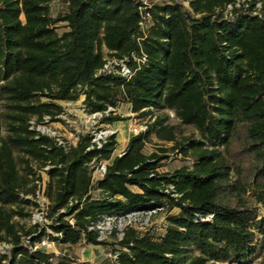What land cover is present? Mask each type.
<instances>
[{
	"label": "trees",
	"instance_id": "1",
	"mask_svg": "<svg viewBox=\"0 0 264 264\" xmlns=\"http://www.w3.org/2000/svg\"><path fill=\"white\" fill-rule=\"evenodd\" d=\"M54 1L0 0V114L6 108L0 115V244L13 246L0 264H83L23 246L24 237L53 238L39 226L20 230L14 221L29 215L26 206L34 203L22 195L35 196L41 172L47 176L48 218L63 244L109 247L91 229L101 218L179 211L168 217L160 238L127 228L120 249L111 251L116 259L102 264L243 263L258 248L264 252V0H253L262 2L259 14L235 9L232 16L224 11L234 0H189V7L164 0L151 9L146 34L136 0H63L67 10L56 18ZM61 22L68 29L62 34ZM104 48L119 60L143 51L147 62L132 61L131 78L98 74L107 63ZM82 96L90 113L121 103L141 117L172 111L203 140L180 142L177 127L157 117L115 157L116 134L102 148L84 135L65 150L33 129V119L59 120L64 107L58 102ZM129 119L111 114L103 123ZM153 134L173 147L147 155ZM177 150L191 152L192 167L159 173L163 154ZM95 162L107 163L97 182ZM249 193L263 213L248 201Z\"/></svg>",
	"mask_w": 264,
	"mask_h": 264
},
{
	"label": "rangeland",
	"instance_id": "2",
	"mask_svg": "<svg viewBox=\"0 0 264 264\" xmlns=\"http://www.w3.org/2000/svg\"><path fill=\"white\" fill-rule=\"evenodd\" d=\"M150 2H157V1H164V0H149ZM184 2L187 6L189 5L188 0H177ZM67 10L66 3L63 0H56L51 4V13L54 18L58 17L60 14H64ZM58 32L60 34L67 31L66 23L61 22L57 24ZM148 27V26H147ZM104 54L107 59L111 58L110 52L104 48ZM85 97L82 96L80 100L77 102H58L60 105L64 107V113L54 122H50L49 118H46L45 124H38L36 119L32 120L33 129L40 132L43 135L61 137L63 141L68 143V145H72L76 139V137L90 135L93 136L95 133H99L101 129H109L112 131L117 132V141L118 147L114 156H118V154L123 151L124 144L128 141L129 138L132 137L130 132V120L133 117L132 108L129 104L121 103L117 107V112L115 114L122 116L124 118H130L127 121L115 122L113 124H106L101 123L95 124L93 119H86L84 118L78 111L84 105ZM43 101H46L43 98ZM6 111L4 106L1 107V114ZM156 117L165 120V125H174L177 127V137L178 141L185 142L186 139L194 140V141H202L203 138L200 132L192 125H185L182 121L177 118V116L172 111H160L155 113ZM2 122L3 125L5 119L3 116ZM8 134L6 125L3 128V136L6 137ZM186 143V142H185ZM188 144V142H187ZM173 143L171 142H162L158 140L155 134H153L150 138L149 143L145 148V153L147 155L152 154L155 151L160 149H170L173 147ZM166 158L163 160L162 168L159 169V173L167 174L170 172H174L183 167L191 168L193 165V159L191 156H185L179 150L177 151H170L166 154H163ZM19 162V169L22 174L26 173V166L21 163L20 157L22 155L20 153H16ZM106 163L104 162H95L91 165L92 175L94 176L95 171L102 165ZM34 169H41L39 163L33 162ZM41 172V171H39ZM99 193L96 192L95 197H99ZM29 197H32L30 200L34 203L33 205L26 206V213L29 215L26 217L17 216L15 218V222L18 224V228L20 230L28 231L30 229H34L36 226H39V229L43 232L46 231L47 233L51 234L53 238H51V242L55 243V248H51L50 251L54 249L58 253H63L74 260L87 264L85 257V253H89L90 249L94 250L97 253L96 264H102L103 261L108 260H115L116 256L111 253L112 249H120L117 246L118 241L122 240L123 233L127 228H132L137 231L140 235H148L150 237L160 238L165 234L166 228L169 225L168 217L170 215L178 214V210H174L169 212L166 210H158V209H151L146 212H138L134 213L130 216H112V217H103L102 223H100L99 227L96 230L100 231V239L107 241L111 245L109 247L104 246H95L91 244H87L84 241L79 243L78 245H68L63 244L60 241L58 236H55L56 233L51 227L52 223L54 222L52 219L48 218V214H45L42 211V204L39 199L35 198L33 194H30ZM248 201L253 204L254 207H258L260 211L263 213L260 205L256 203L254 197L251 193L247 195ZM41 200V199H40ZM49 205V204H48ZM49 211H47L48 213ZM39 217V218H38ZM43 217V219H41ZM41 221V223L39 222ZM35 222H37L35 224ZM54 245V244H53ZM87 250V252H86ZM264 257V252L258 248V252H256L252 257H250L246 262L243 263H232V262H217L216 264H260ZM213 261L208 262V264H213Z\"/></svg>",
	"mask_w": 264,
	"mask_h": 264
},
{
	"label": "built area",
	"instance_id": "3",
	"mask_svg": "<svg viewBox=\"0 0 264 264\" xmlns=\"http://www.w3.org/2000/svg\"><path fill=\"white\" fill-rule=\"evenodd\" d=\"M136 1L139 3L138 10H139V14L141 17V21H140L141 31L144 34H146L148 29L151 28L153 25L152 16H151V9L153 8V6L155 4L159 3L160 1H157L155 3L150 2L149 0H136ZM188 2H189V0H188ZM262 6H263L262 2H260V1L255 2L253 0H234L233 3L227 5L224 12H225L226 16H232V13L234 12L235 9H250V8H252L253 13L257 15L261 11ZM187 7H189V5ZM110 54H112V53L110 52ZM106 60H107V63L105 64L104 68L99 71L98 74H102V73L111 74L112 73V74L121 75V76L126 77V78H131L133 73H132L130 66H129L130 63L133 61V62L137 63L139 66H141L142 64H145L147 62V56L144 54L143 51H141L140 54L132 53V55L130 57H125L124 59L119 60V59L111 56L110 59L106 58ZM149 110L153 111V109H146V111H149ZM78 112L86 119H93L95 124H98V123L102 124L103 119L105 117L110 116L111 114H115L117 112V109L110 107V108H108V110H106L104 112L90 113L89 110L86 108V106L82 105V107L79 109ZM156 118L157 117L155 115H148L146 117H141L139 114L134 113L133 117L130 120V125H129L131 135L137 136V135H140L142 133H147L150 129V126L155 122ZM102 125H104V124H102ZM116 133L117 132L109 130V129H101L99 131V133H95L92 136L93 137V143L96 145L97 148H102L103 145L108 141V139ZM53 138L56 140L58 146L63 147L65 150H69L71 146H76V144L79 140V137H76L74 143L72 145H68V143L63 141L61 139V137H57L54 135ZM124 153H125L124 151H121L118 156H122ZM106 164H104L103 166L101 165L97 169V171H95L94 176L92 175L94 182H97L104 177V175L106 173ZM45 170H48V168H46ZM41 174H42V179L41 180H39V179L35 180V185L37 186V190H36V194L34 197L39 199V201L41 203L43 202L42 204H44V207L41 206L42 211L45 214H48L47 211L49 210L48 209L49 202L45 197V188H46L47 176H46L45 172H41ZM22 197L23 198L25 197V199H31L32 198V197L24 196V195H22ZM135 213H138V212H135ZM132 214H134V213H131V214L126 215V216H130ZM41 219H43V217H41ZM39 222L41 223V221H39ZM70 222L73 223V220L71 219ZM36 223L37 222H35V224ZM100 223H102V218L91 229L100 228L99 227ZM49 234H53V233H49ZM55 236L61 237V234H56ZM50 239L51 238L49 235H46V236L42 237L40 240H36V241H33L31 237H28V238L24 237L22 239V243H23V246L28 248L30 252L42 251V252H46V253H54L56 255H59L60 253H58L55 249L53 251H50L51 248H53V247L55 248V243H52ZM12 247L13 246L10 243H7V242L1 243L0 244V255L8 254V251L11 250ZM4 264H6V262H4ZM44 264H47V263H44ZM50 264H55L54 259L50 260Z\"/></svg>",
	"mask_w": 264,
	"mask_h": 264
},
{
	"label": "crops",
	"instance_id": "4",
	"mask_svg": "<svg viewBox=\"0 0 264 264\" xmlns=\"http://www.w3.org/2000/svg\"><path fill=\"white\" fill-rule=\"evenodd\" d=\"M130 138L128 139V141L124 144V148L122 149L124 152L127 148V145H128V142H129ZM119 155V154H118ZM78 245V244H77ZM95 247V246H94ZM87 252V250H86ZM85 257H87V260H86V263L87 264H96V259H97V253L90 249V252L89 253H85L84 255Z\"/></svg>",
	"mask_w": 264,
	"mask_h": 264
}]
</instances>
